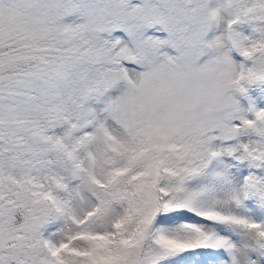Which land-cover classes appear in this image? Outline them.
<instances>
[{"label": "snow or ice", "instance_id": "1", "mask_svg": "<svg viewBox=\"0 0 264 264\" xmlns=\"http://www.w3.org/2000/svg\"><path fill=\"white\" fill-rule=\"evenodd\" d=\"M0 264H264V0H0Z\"/></svg>", "mask_w": 264, "mask_h": 264}]
</instances>
